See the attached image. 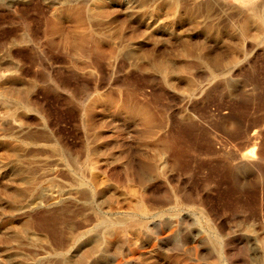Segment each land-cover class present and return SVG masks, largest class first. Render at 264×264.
Returning a JSON list of instances; mask_svg holds the SVG:
<instances>
[{"label": "rangeland", "instance_id": "374dc122", "mask_svg": "<svg viewBox=\"0 0 264 264\" xmlns=\"http://www.w3.org/2000/svg\"><path fill=\"white\" fill-rule=\"evenodd\" d=\"M259 252L264 0H0V264Z\"/></svg>", "mask_w": 264, "mask_h": 264}, {"label": "bare ground", "instance_id": "6f19581e", "mask_svg": "<svg viewBox=\"0 0 264 264\" xmlns=\"http://www.w3.org/2000/svg\"><path fill=\"white\" fill-rule=\"evenodd\" d=\"M186 2H187V1H186ZM238 9H239V8H238ZM236 11H237V10H236ZM251 13H252V12H251ZM245 42H246V41H245ZM29 106H30V105H29ZM26 111H28V109H27ZM19 117H20V116H19ZM17 120H18V119H17ZM22 120H23V119H22ZM29 120H30V119H29ZM18 123H19V122H18ZM7 125H8V124H7ZM14 125H15V124H14ZM21 125H22V123H21ZM23 126H24V125H23ZM19 128H21V126L18 127V129H19ZM22 128L24 129V127H22ZM17 131H18V130H17ZM21 131H22V130H21ZM22 132H23V131H22ZM22 132H21V133H22ZM30 132H31V131H30ZM22 134H23V133H22ZM24 135H25V134H24ZM24 135H23V136H24ZM29 135H30V134H29ZM32 135H33V134H32ZM35 135H36V134H35ZM39 135H40V134H39ZM21 136H22V135H21ZM34 137H35V136H34ZM37 138H38V137H37ZM31 139H32V138H31ZM254 145H255V144H254ZM28 149H29V147H28ZM36 149H37V147H36ZM40 149H41V148H40ZM42 149H43V148H42ZM30 150H31V149H30ZM48 150H49V149H48ZM35 153H38V152L35 151ZM27 154H28V153H27ZM245 154H246V153H245ZM48 156H49V155H48ZM243 158L249 160L250 162H252L254 159H255V161H256V157L253 158L251 155H244V156L241 157V159H243ZM241 159H240V160H241ZM24 160H25V159H24ZM52 160H53V159H52ZM27 161H28V160H27ZM21 162H22V161H21ZM29 162H30V161H29ZM239 162H240V161H239ZM46 164H47V163H46ZM235 164H236V163H235ZM26 165H27V164H26ZM33 165H34V164H33ZM40 165H41V164H40ZM51 165H52V164H51ZM237 165H238V164H237ZM251 166H253V165H251ZM261 166H262V165H261ZM35 170H36V169H35ZM36 171H37V170H36ZM57 173H58V172H57ZM54 174H55V173H54ZM65 174H66V173H65ZM35 178H36V177H35ZM34 180H35V179H34ZM70 180H71V179H70ZM35 182H36V181H35ZM89 184H90V183H89ZM91 184H92V183H91ZM89 186H90V185H89ZM92 186H93V185H92ZM82 187H84V186H82ZM82 187H81V188H82ZM75 188H76V187H75ZM90 188H91V187H90ZM85 189H87V188H85ZM92 189H93V188H92ZM78 190H79V189H78ZM84 191H85V190H84ZM75 192H76V191H75ZM78 192L81 193L80 190H79ZM92 192H93V191H92ZM72 193H73V192H72ZM80 193H79V194H80ZM86 193H87V192H85V194H86ZM74 194H75V193H74ZM91 194H92V193H91ZM65 195H66V194H65ZM70 195H72V194H70ZM82 195H84V194H82ZM88 195H90V194H88ZM74 196H75V195H74ZM80 196H81V194H80ZM75 197H76V196H75ZM63 198H64V197H63ZM69 198H70V196H69ZM71 198H73V196H72ZM81 198H82V197H81ZM28 199H29V198H28ZM30 199H31V198H30ZM127 199H128V198H127ZM131 199H132V197H131ZM134 199H135V198H134ZM136 199H137V198H136ZM25 200H26V198H25ZM61 200H62V199H61ZM69 200H70V199H69ZM73 200H74V199H73ZM78 200H79V199H78ZM80 200H82V199H80ZM128 200H129V199H128ZM128 200H126V201L128 202ZM142 200L144 201V197H143ZM28 201H30V200H28ZM56 201H57V200H56ZM76 201H77V199H76ZM87 201H88V200H87ZM129 201H130V200H129ZM140 201H141V200H140ZM164 201H165V200H164ZM167 201H168V200H167ZM26 202H27V201H26ZM52 202H53V201H52ZM54 202H55V201H54ZM57 202H58V201H57ZM66 202H67V200H66ZM81 202H82V201H81ZM84 202H85V201H84ZM58 203H59V202H58ZM124 203H125V202H124ZM128 203H129V202H128ZM132 203H134V205H135L136 203H139V202H135V201H134V202H132ZM162 203H163V202H162ZM170 203H171V202H170ZM173 203H174V202H173ZM25 204H26V203H25ZM29 204H30V202H29ZM141 204H142V203H141ZM143 204H144V203H143ZM146 204H148V203H146ZM149 204H150V203H149ZM151 204H152V203H151ZM129 205H132V204L129 203ZM162 205H164V204H162ZM110 206H111V205H110ZM140 206H141V205H140ZM153 206H155V205L153 204ZM172 206H173V205H172ZM175 206H176V205H175ZM175 206H174V207H175ZM191 206H192V205H191ZM21 207H22V206H21ZM57 207H58V206H57ZM82 207H83V206H82ZM112 207H114V206H112ZM118 207H119V206H118ZM118 207H117V208H118ZM131 207H132V209H133V208H135L136 206H135V207H134V206H131ZM138 207H139V205L137 206V209H138ZM143 207H144V206H143ZM147 207H150V206H147ZM147 207H146V208H147ZM165 207H166V206H165ZM177 207H178V206H177ZM177 207H176V208H177ZM63 208H64V207H63ZM76 208H77V207H76ZM107 208H109V207H107ZM119 208H120V207H119ZM126 208L128 209V207H126ZM129 208H130V206H129ZM141 208H142V207H141ZM141 208H140V209H141ZM157 208H159V207H157ZM167 208H168V207H167ZM53 209H54V208H53ZM61 209H62V208H61ZM105 209H106V208H105ZM113 209H114V208H113ZM115 209H116V208H115ZM152 209H154V208H152ZM51 210H52V209H51ZM51 210H50V211H51ZM58 210H59V209H58ZM72 210H73V209H72ZM77 210H78V209H77ZM110 210H111V209H110ZM119 210H120V209H118V211H119ZM128 210H129V209H128ZM134 210H135V209H134ZM134 210H132V211H134ZM158 210H159V209H158ZM162 210H163V209H162ZM105 211H106V210H105ZM111 211H112V210H111ZM113 211H114V210H113ZM124 211H125V210H124ZM129 211H130V210H129ZM129 211H128V212H129ZM177 211H178V210H177ZM180 211H181V209H180ZM43 212H44V211H43ZM60 212H61V211H60ZM157 212H158V211H157ZM56 213H57V212H56ZM70 213H71V212H70ZM116 213H118V212H116ZM116 213H113V214H116ZM121 213H122V212H121ZM124 213H125V212H124ZM124 213H123V215H124ZM126 213H127V210H126ZM126 213H125V214H126ZM58 214H59V213H58ZM61 214H62V213H60V215H61ZM65 214H66V213H65ZM65 214H64V215H65ZM72 214H73V213H72ZM128 214H129V213H128ZM132 214H133V213H132ZM134 214H135V213H134ZM137 214H138V212H137ZM147 214H149V213H147ZM54 215H55V214H54ZM54 215H53V217H54ZM60 215H58V217H59ZM62 215H63V214H62ZM67 215H68V214H67ZM70 215H71V214H70ZM74 215H76V214H74ZM143 215H144V213H143ZM153 215H154V214H153ZM176 215H177V214H176ZM180 215H181V214H180ZM55 216H56V215H55ZM72 216H73V215H72ZM118 216H119V215H118ZM126 216H127V215H126ZM167 216H169V215H167ZM173 216H174V215H173ZM173 216H171V217H173ZM177 216H178V215H177ZM41 217H42V216H41ZM62 217H63V216H62ZM65 217H66V216H65ZM97 217H98V216H97ZM132 217H133V216H132ZM135 217H137V216H135ZM138 217H139V216H138ZM175 217H176V216H175ZM59 218H60V217H59ZM63 218H64V217H63ZM105 218H106V217H105ZM157 218H159V216H158ZM50 219H51V218H50ZM54 219H55V217H54ZM54 219H52V220H54ZM60 219H62V218H60ZM116 219H117V218H116ZM145 219H146V218H145ZM147 219H148V218H147ZM150 219H152V218H150ZM163 219H164V218H163ZM177 219H178V218H177ZM109 220H111V219H109ZM158 220H159V219H158ZM164 220H165V219H164ZM169 220H171V219H169ZM193 220H194V219H193ZM64 221H65V220H64ZM68 221H69V220H68ZM107 221H108V220H107ZM111 221H112V220H111ZM111 221H110V222H111ZM117 221H118V220H117ZM144 221H145V220H144ZM173 221H174V220H173ZM178 221H179V220H178ZM61 222H63V221L61 220ZM73 222H74V221H73ZM105 222H106V219H105ZM138 222H139V221H138ZM138 222H137V223H138ZM160 222H161V221H160ZM179 222H180V221H179ZM197 222H198V221H197ZM59 223H60V222H59ZM95 223H96V222H95ZM134 223H135V222H134ZM134 223H133V224H134ZM145 223H146V222H145ZM145 223H144V224H145ZM41 224H42V223H41ZM52 224H54V223H52ZM56 224H57V222H56ZM62 224H63V223H62ZM66 224H67V223H66ZM66 224H64V227H65ZM78 224H79V223H78ZM98 224H99V223H98ZM103 224L105 225V223H103ZM140 224H141V223H140ZM142 224H143V221H142ZM161 224H162V223H161ZM178 224H179V223H178ZM33 225H34V224H33ZM45 225H46V224H45ZM49 225H50V224H49ZM109 225H110V224H109ZM51 226H52V225H51ZM53 226H54V225H53ZM70 226H71V225H70ZM70 226H69V228H70ZM80 226H81V225H80ZM102 226H103V225H102ZM138 226H139V225H138ZM172 226L174 227V225H172ZM172 226H171V227H172ZM177 226H178V225H177ZM48 227H49V226H48ZM48 227H47V228H48ZM141 227H142V226H141ZM141 227H139V228H141ZM146 227H147V226H146ZM152 227H153V226H152ZM171 227H170V228H171ZM42 228H43V227H42ZM54 228H55V227H54ZM56 228H58L57 225H56ZM62 228H63V225H62ZM43 229H45V228H43ZM49 229H50V231H51V228H49ZM65 229H66V228H65ZM71 229H72V227H71ZM107 229H108V228H107ZM135 229H137V228H135ZM144 229H145V228H144ZM146 229H147V228H146ZM172 229H173V228H172ZM172 229H171V230H172ZM62 230H63V229H62ZM72 230H73V229H72ZM74 230H75V229H74ZM104 230H105V229H104ZM139 230H140V229H139ZM149 230H150V229H149ZM151 230H152V229H151ZM171 230H170V231H171ZM50 231H49L48 233H50ZM56 231H57V230H56ZM56 231H55V229H54V230L52 229V232H53V233H54V232L56 233ZM66 231H68V230L66 229ZM75 231H76V230H75ZM77 231H78V230H77ZM95 231H97V230H95ZM121 231H122V230H121ZM45 232H46V231H45ZM60 232H61V230H60ZM73 232H74V231H73ZM104 232H105V231H104ZM109 232H110V230H109ZM145 232H146V231H144V233H145ZM151 232H152V231H151ZM202 232H203V231H202ZM53 233H51V234H53ZM67 233H68V232H67ZM69 233H70V232H69ZM71 233H72V232H71ZM79 233H80V231H79ZM82 233H83V232H82ZM82 233H81V235H82ZM91 233H92V232H91ZM97 233H98V232H97ZM100 233H101V232H100ZM118 233H119V232H118ZM120 233H121V232H120ZM123 233H125V232H123ZM155 233H156V232H155ZM157 233H158V232H157ZM173 233H174V232H173ZM225 233H226V232H225ZM225 233H224V235H225ZM57 234H58V233H57ZM64 234H65V231H64ZM75 234H77V233H75ZM87 234H88V233H87ZM87 234H86V235H87ZM107 234H108V232H106V235H107ZM121 234H122V233H121ZM152 234H153V233H152ZM152 234H151V235H152ZM213 234H214V233H213ZM230 234H232V233H230ZM43 235H44V233H43ZM46 235H47V234H46ZM84 235H85V234H84ZM84 235H83V237H84ZM91 235H93V234H91ZM100 235H101V234H100ZM141 235H142V234H141ZM157 235H158V234H157ZM202 235H203V234H202ZM205 235H206V234H205ZM211 235H212V234H211ZM211 235H208V236H211ZM215 235H216V234H215ZM217 235H218V234H217ZM222 235H223V234H222ZM224 235H223V236H224ZM48 236L50 237V234H49ZM52 236L54 237V235H52ZM56 236H57V235H56ZM78 236H79V235H78ZM225 236H226V235H225ZM66 237H67V236H66ZM66 237H65V238H66ZM76 237H77V235H76ZM76 237H75V238L73 237V238L76 239ZM79 237H80V236H79ZM97 237H98V236H97ZM41 238H42V237H41ZM46 238H48V237H46ZM50 238H52V237H50ZM55 238H56V237H55ZM55 238L50 240L51 243L54 242V241H52V240H55ZM58 238H59V236H58ZM70 238H71V237H70ZM101 238H104V237L102 236ZM106 238H107V237H106ZM59 239H60V238H59ZM66 239H67V238H66ZM77 239H78V238H77ZM104 239H105V238H104ZM222 239H224V238H222ZM48 240H49V239H48ZM48 240H47V241H48ZM63 240H64V238H63ZM63 240L60 239V242L63 241ZM69 240H70V239H69ZM71 240H72V239H71ZM110 240H111V239H110ZM110 240H109V241H110ZM178 240H179V239H178ZM181 240H182V239H181ZM224 240H225V239H224ZM57 241H58V240H57ZM67 241H68V240H67ZM67 241L65 240L64 242L66 243ZM72 241H73V240H72ZM74 241H75V240H74ZM102 241H103V240H102ZM109 241H108V242H109ZM126 241H127V240H126ZM209 241H211V240H209ZM42 242H43V241H42ZM122 242H123V241H122ZM139 242H140V241H139ZM206 242H207V241H206ZM221 242H222V241H221ZM56 243H58V242H56ZM61 243H63V242H61ZM65 243H63V244H65ZM106 243H107V242H106ZM135 243H136V241H135ZM179 243H180V240H179ZM224 243H225V242H224ZM71 244H73V243H71ZM75 244H76V243H75ZM94 244H95V243H94ZM122 244H123V243H122ZM211 244H212V242H211ZM54 245H55V244H54ZM59 245H60V244H59ZM69 245H70V244H69ZM123 245H124V244H123ZM212 245H214V244H212ZM245 245H246V244H245ZM89 246H90V245H89ZM101 246H102V243H101ZM139 246H140V244H139ZM183 246H184V245H183ZM209 246H210V245H209ZM219 246H220V245H219ZM246 246H247V245H246ZM254 246H255V245H254ZM55 247H56V246H55ZM60 247H61V246H60ZM64 247H65V245H64ZM104 247H105V246H104ZM121 247H122V246H121ZM196 247H199V246H196ZM221 247H223V246L221 245ZM221 247H220V248H221ZM242 247H243V246H242ZM244 247H245V246H244ZM58 248H59V247H58ZM62 248H63V247H62ZM65 248H67V247H65ZM119 248H120V247H119ZM135 248H137V247H135ZM182 248H183V247H182ZM213 248H214V247H213ZM251 248H252V247H251ZM254 248H255V247H254ZM52 249H53V247H52ZM54 249H55V248H54ZM63 249H64V248H63ZM71 249H72V248H71ZM92 249H93V248H92ZM94 249H95V248H94ZM124 249H125V248H124ZM127 249H128V248H127ZM184 249H185V248H184ZM184 249H183V252L185 251ZM196 249H197V248H196ZM214 249H215V248H214ZM242 249H243V248H242ZM245 249H246V247H245ZM245 249H243V250H245ZM256 249H257V248H256ZM58 250H59V249H58ZM68 250H69V249H68ZM102 250H103V249H102ZM191 250H192V248H191ZM201 250L203 251V249H201ZM209 250H211V249H209ZM216 250H218V249L216 248ZM221 250H222V249H221ZM221 250H220V251H221ZM50 251H51V250H50ZM92 251H93V250H92ZM124 251H125V250H124ZM188 251H189V250H188ZM193 251H194V250H193ZM251 251H252V250H251ZM43 252H44V251H43ZM46 252H47V251H46ZM46 252H45V253H46ZM68 252H71V251H68ZM89 252H90V251H89ZM100 252H101V251H100ZM120 252H121V251H120ZM216 252H217V251H216ZM242 252H244V251H242ZM61 253H62V252H61ZM87 253H88V252H87ZM103 253H104V252H103ZM128 253H129V251H128ZM128 253H127V254H128ZM143 253H144V252H143ZM187 253H188V252H187ZM218 253H219V252H218ZM218 253H217V254H218ZM225 253H226V252H225ZM227 253H228V252H227ZM230 253H231V252H230ZM232 253H233V252H232ZM234 253H236V252H234ZM247 253H250V252H247ZM259 253H264V252H259ZM46 254H47V253H46ZM52 254H53V253H52ZM65 254H66V252H65ZM94 254H95V253H94ZM105 254H106V252H105ZM119 254H120V256H121V253H119ZM135 254H136V253H135ZM183 254H184V253H183ZM194 254H195V253H194ZM213 254H214V253H213ZM242 254H243V253H242ZM43 255H44V253H43ZM48 255H49V254H48ZM68 255H69V254H68ZM142 255H143V254H142ZM220 255H221V254H220ZM226 255H227V254H226ZM252 255H253V254H252ZM252 255H250V256H252ZM255 255H256V251H255ZM45 256H46V255H45ZM58 256H59V255H58ZM91 256H93V255H91ZM126 256H127V255H126ZM137 256H138V255H137ZM206 256H207V255H206ZM227 256H230V257L232 256V257H233V254H232V255H231V254H230V255L228 254ZM243 256H244V254H243ZM262 256H264V255H262ZM56 257H57V256H56ZM60 257H61V256H60ZM190 257H191V256H190ZM201 257H203V256H201ZM211 257H212V256H211ZM224 257H225V256H224ZM236 257H237V256H236ZM254 257H256V256H254ZM121 258H122V257H121ZM124 258H126V257H124ZM222 258H223V255H222ZM222 258H221V259H222ZM50 259H51V258H50ZM50 259H49V260H50ZM53 259H54V258H53ZM53 259H52V260H53ZM58 259H59V261H61L59 257H58ZM122 259H123V258H122ZM131 259H132V258H131ZM134 259H135V258H134ZM140 259H141V257H140ZM210 259H211V258H210ZM210 259H209V260H210ZM213 259H215V258H213ZM213 259H212V261H213ZM230 259H231V258H230ZM241 259H242V258H241ZM247 259H248V258H247ZM254 259H255V258H254ZM49 260H47V261H49ZM117 260H118V259H117ZM128 260H129V259H128ZM135 260H136V259H135ZM191 260H192V259H191ZM195 260H196V258L194 259V262H195ZM215 260H216V259H215ZM45 261H46V260H45ZM111 261H112V260H111ZM123 261H124V260H123ZM130 261H131V260H130ZM210 261H211V260H210ZM217 261H219V258H218V260H216V262H217ZM223 261H224V260H223ZM226 261H227V259H226ZM246 261H247V260H246ZM257 261H258V260H257ZM116 262H117V261H116ZM116 262H114V263L117 264ZM133 262H134V261H133ZM133 262H132V263H133ZM192 262H193V261H192ZM197 262H198V261H197ZM197 262H195V264H196ZM202 262H204V261H201V263H202ZM216 262H214V263H216ZM231 262H232V261H231ZM235 262H236V261H235ZM249 262H250V261H249ZM251 262H252V261H251ZM254 262H255V261H254ZM258 262H259V261H258ZM55 263H56V262H55ZM59 263H60V262H59ZM86 263H87V262H86ZM111 263H113V262H111ZM118 263H120V262H118ZM121 263H123V262H121ZM121 263H120V264H121ZM207 263H208V262H207ZM219 263H220V262H219ZM219 263H217V264H219ZM226 263H227V262H226ZM226 263H225V264H226ZM233 263H234V262H233ZM233 263H231V264H233ZM44 264H46V263H44ZM108 264H109V263H108ZM123 264H125V263H123ZM128 264H129V263H128ZM205 264H206V263H205ZM252 264H253V263H252ZM258 264H264V262H262V263L259 262Z\"/></svg>", "mask_w": 264, "mask_h": 264}]
</instances>
